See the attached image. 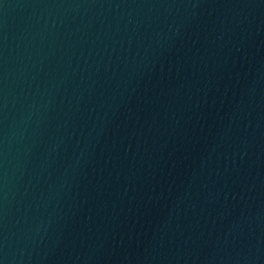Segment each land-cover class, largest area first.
Segmentation results:
<instances>
[{
    "label": "water",
    "instance_id": "95a60500",
    "mask_svg": "<svg viewBox=\"0 0 264 264\" xmlns=\"http://www.w3.org/2000/svg\"><path fill=\"white\" fill-rule=\"evenodd\" d=\"M0 264H264V0H0Z\"/></svg>",
    "mask_w": 264,
    "mask_h": 264
}]
</instances>
